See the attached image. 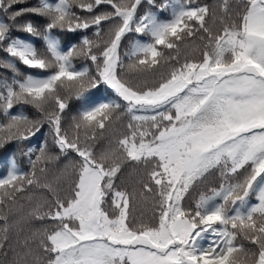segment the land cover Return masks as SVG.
I'll list each match as a JSON object with an SVG mask.
<instances>
[{
    "label": "snow or ice",
    "instance_id": "1",
    "mask_svg": "<svg viewBox=\"0 0 264 264\" xmlns=\"http://www.w3.org/2000/svg\"><path fill=\"white\" fill-rule=\"evenodd\" d=\"M220 8L213 31L200 0H0V68L13 74L0 77V149L22 146L31 169L12 156L0 171V256L11 251V264H264V0ZM198 34L200 57L181 60ZM77 58L90 64L78 68ZM17 62L39 72L21 74ZM73 99L79 110L65 122ZM122 114L128 122L117 132ZM110 129L114 143L97 150ZM126 166L142 173L139 189L117 182ZM30 189L50 194L27 213L47 223L14 248L10 232L22 229L10 217ZM137 200L150 204V218L137 214Z\"/></svg>",
    "mask_w": 264,
    "mask_h": 264
},
{
    "label": "trees",
    "instance_id": "2",
    "mask_svg": "<svg viewBox=\"0 0 264 264\" xmlns=\"http://www.w3.org/2000/svg\"><path fill=\"white\" fill-rule=\"evenodd\" d=\"M38 2V0H29V5H34ZM202 4H206L209 6L210 10V16L208 18V24L210 27H212L213 31H216L219 27V17L223 16V13L221 11L220 5L222 3V0H200ZM229 2L233 5V11H235V6L239 3V0H229ZM147 5L144 6L145 9H147ZM78 11V10H77ZM215 13V16L217 18L216 23L213 24L212 21V14ZM165 16L169 15V13H164ZM25 19H33L34 22H37L39 24L45 23V20L43 18L39 17H26ZM56 31V30H54ZM93 29H89L87 34L90 38H93ZM14 36H23L25 39L28 40H33L34 38L26 36L24 33L20 32H14ZM65 39H67L68 36H71L73 34H68L64 33ZM35 43L37 47H42V43L39 40H35ZM72 43L78 44L79 41L76 39L72 40ZM127 43V42H125ZM203 43L204 41L199 39V34L197 36L191 37L187 43L186 46H182L181 48V53H180V59L183 60L184 56L188 57H197L199 58L201 55V51H197V49L203 48ZM4 54L0 53V58H3ZM73 63L79 68L82 65L85 64H90V61H86L83 58H77L73 61ZM17 67L19 68V71L21 74H37L39 70L35 69H27L25 66L19 64L17 62ZM12 73L10 70L7 69H2L0 68V77L7 76L9 79L12 77ZM22 78V77H18ZM99 95V93H97ZM23 110L26 115H29L32 118H36L38 116V113L35 111V109L31 108L30 106H21V105H16L12 109L13 112H17ZM79 110V104L76 102L74 99L69 101V109L66 110V115H65V122H68L71 120L72 116L76 115ZM128 122V116L126 114H122L119 118L118 121H116L114 127L117 130V132H123L124 127L123 125H126ZM45 133L47 132V127L45 126L44 129ZM45 137L41 136L40 140L43 141ZM48 145L49 148L52 152H56V148L52 144L51 137H48ZM115 137L113 136L112 130L110 129L108 133L104 136L101 137L97 142H96V148L97 150L101 148H107L109 146L110 140L114 143ZM28 142H25L27 144ZM15 157L16 163L18 168L21 171L24 172H29L30 165L28 163L27 157L23 155V149L22 146H18L15 142H12L10 144H7L4 149H0V171L3 170V163L5 161L6 157ZM67 161H62L61 165L63 163H66ZM52 169V172H50L49 178H51L53 175H55V166L50 165L49 166ZM142 173L138 172L135 169H132L131 167H125L123 170V174L121 175L120 179L117 181L118 183H121L123 185H126L128 190L131 191L133 187H136L139 189V185L137 181L140 179ZM206 189L201 190L199 189L197 192L191 193L193 198H197L200 192H205ZM21 196H24V199H21L19 201L20 204L23 205V209L21 210L20 213L15 214L14 216L10 217L11 220H19L20 225L19 227L22 229V231H17L16 228H13L12 231L10 232V240L9 243L12 245L14 248H18L17 241H23L25 237L32 236L34 232L40 233L42 229L46 226L47 222H41V221H36V220H30L27 218V213L31 209V207L39 201L41 195L48 196L50 195L49 193L39 190V189H30L28 193L20 194ZM28 195L32 196V200H28L26 197ZM185 203L187 205H190L194 203V200H188L186 199ZM136 209H137V214L141 211L145 213V218L148 219L151 217L152 212L150 210V204L145 205L143 201L137 200L136 201ZM2 223V222H0ZM36 241L38 242L39 235L35 237ZM238 243H241L244 245L245 248H250L252 245L249 244L248 241L243 240L242 237H238ZM34 250H37L35 248V244H33ZM13 259V253L9 251L7 256H0V262H3V264H11V261Z\"/></svg>",
    "mask_w": 264,
    "mask_h": 264
},
{
    "label": "rangeland",
    "instance_id": "3",
    "mask_svg": "<svg viewBox=\"0 0 264 264\" xmlns=\"http://www.w3.org/2000/svg\"><path fill=\"white\" fill-rule=\"evenodd\" d=\"M200 189H201V190H204L205 188L202 186Z\"/></svg>",
    "mask_w": 264,
    "mask_h": 264
}]
</instances>
